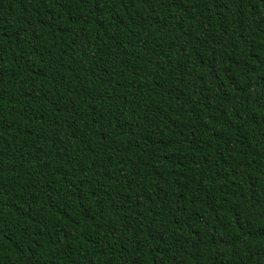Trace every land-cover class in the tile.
I'll return each instance as SVG.
<instances>
[{
	"label": "trees",
	"instance_id": "trees-1",
	"mask_svg": "<svg viewBox=\"0 0 264 264\" xmlns=\"http://www.w3.org/2000/svg\"><path fill=\"white\" fill-rule=\"evenodd\" d=\"M0 264H264V0H0Z\"/></svg>",
	"mask_w": 264,
	"mask_h": 264
}]
</instances>
